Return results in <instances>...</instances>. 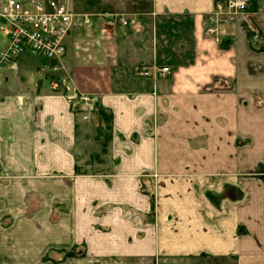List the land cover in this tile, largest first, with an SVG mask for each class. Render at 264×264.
I'll return each mask as SVG.
<instances>
[{
  "label": "crops",
  "instance_id": "crops-1",
  "mask_svg": "<svg viewBox=\"0 0 264 264\" xmlns=\"http://www.w3.org/2000/svg\"><path fill=\"white\" fill-rule=\"evenodd\" d=\"M215 1L101 0L136 26L73 25L48 83L0 66V264H264V0L213 35Z\"/></svg>",
  "mask_w": 264,
  "mask_h": 264
},
{
  "label": "built area",
  "instance_id": "built-area-1",
  "mask_svg": "<svg viewBox=\"0 0 264 264\" xmlns=\"http://www.w3.org/2000/svg\"><path fill=\"white\" fill-rule=\"evenodd\" d=\"M28 8L21 0H3L0 7V33L4 35L0 44V65L6 64L23 53L38 56L44 67L60 58L65 51L64 39L73 25H91L96 19L102 30L107 27H135L133 15L125 13H81L69 11L62 0H32ZM248 0H216L213 12L208 17L205 27L207 34L225 32L226 16L241 14L247 10ZM249 38L264 40V34L245 20ZM54 68V67H52ZM139 75L155 74L157 77H169L172 73L167 65L148 67L138 64L134 67ZM85 108L92 111L97 102L95 94L80 95Z\"/></svg>",
  "mask_w": 264,
  "mask_h": 264
},
{
  "label": "rangeland",
  "instance_id": "rangeland-1",
  "mask_svg": "<svg viewBox=\"0 0 264 264\" xmlns=\"http://www.w3.org/2000/svg\"><path fill=\"white\" fill-rule=\"evenodd\" d=\"M2 2L3 0L1 1V6H2ZM22 2H25L24 4H26L28 8L32 7V5L28 2V0H22ZM62 2L66 7L69 8L68 9L69 11L90 12V10H92L91 7H99L101 0H62ZM3 39H4V35L0 33V44H2ZM24 56L26 57L24 59V64L23 65L20 64L22 65V68L12 69L13 72L10 73L7 79V82H10L9 85L13 87L15 86L25 87V85L28 86L30 82L31 83L34 82L36 84L41 83V80L42 82H45V83L50 82V79L48 77H45V74H44L45 71H48V68L43 66V62L41 61V59L38 56L30 54V53H26ZM13 60L9 61L6 64L0 65V66L6 65L5 68L10 69V66L13 67L14 65H16L15 63L16 60L15 61ZM0 71H1L0 73L2 74L0 75V79L2 81H5L7 78V77L6 78L4 77L5 70H3V68H0ZM0 186H3V185H0ZM0 192H2V190H0ZM3 219L4 217H0L1 227L4 224Z\"/></svg>",
  "mask_w": 264,
  "mask_h": 264
}]
</instances>
